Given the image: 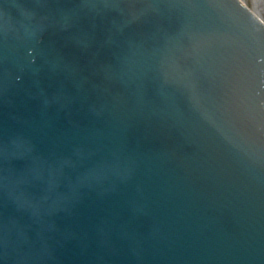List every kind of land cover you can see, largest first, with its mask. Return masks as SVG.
<instances>
[{
    "label": "water",
    "instance_id": "obj_1",
    "mask_svg": "<svg viewBox=\"0 0 264 264\" xmlns=\"http://www.w3.org/2000/svg\"><path fill=\"white\" fill-rule=\"evenodd\" d=\"M250 11L0 0V264H264Z\"/></svg>",
    "mask_w": 264,
    "mask_h": 264
},
{
    "label": "rangeland",
    "instance_id": "obj_2",
    "mask_svg": "<svg viewBox=\"0 0 264 264\" xmlns=\"http://www.w3.org/2000/svg\"><path fill=\"white\" fill-rule=\"evenodd\" d=\"M264 10V0H255Z\"/></svg>",
    "mask_w": 264,
    "mask_h": 264
}]
</instances>
